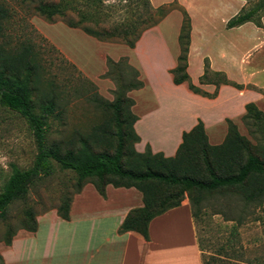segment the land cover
<instances>
[{"label": "rangeland", "instance_id": "rangeland-1", "mask_svg": "<svg viewBox=\"0 0 264 264\" xmlns=\"http://www.w3.org/2000/svg\"><path fill=\"white\" fill-rule=\"evenodd\" d=\"M149 1L154 17L150 23L157 22L152 28L162 25L157 38L164 37L172 50H179L174 33L182 25L183 9L191 18V43L194 35L199 44L212 48H216V43L220 46L219 42L230 40L239 44L240 54H248L245 67L256 70L255 79L244 85V89L262 92L264 96V70H257L259 65L264 66V8L255 20L262 27L252 22L253 25L240 30L227 28L232 18L250 11L263 0ZM0 3L9 12L3 25L2 46L8 51L22 44L31 46L44 67L45 79L54 83L60 95L59 107L49 118L48 143L70 139L76 133L89 135L105 120V102H113L118 95L124 94L125 88L135 81L136 73L129 62L130 48L120 37L101 41L86 34L83 28L110 30L124 16L143 12V7L135 3L125 7L118 0H0ZM60 3L66 6V14L52 20L37 11L41 5ZM162 9L167 12L163 18ZM70 23L78 24V27H70ZM212 54L219 61V55H215V51ZM109 59L115 64H110ZM210 67L212 69L211 63ZM139 79L144 82L140 73ZM210 79L222 78L211 75ZM159 81L165 84L166 79ZM133 91L127 93L131 98L135 95ZM256 105L264 113V98ZM134 106L132 111L137 112ZM237 126L242 135L257 144L256 153L264 158V120L242 119ZM36 155L35 139L26 121L0 105V191L13 167L29 169ZM54 165V173L41 178L31 187L26 199L12 205L7 218L0 219V264L2 254L8 248V231L17 230L16 236L25 231L20 229V221L26 209L33 210L38 218L57 210L64 197L73 196V202L79 199V194H74L76 175ZM131 197L125 192L112 195L118 206L128 204ZM183 197V202L191 204L188 192ZM197 202L194 207H197L196 222L204 264H264V202L249 203L234 191L197 194ZM74 215H81L80 206ZM52 216V213L47 214L49 218ZM49 221L51 219L43 222L39 231L40 261L43 263L48 261V246L44 239L51 230Z\"/></svg>", "mask_w": 264, "mask_h": 264}, {"label": "trees", "instance_id": "trees-1", "mask_svg": "<svg viewBox=\"0 0 264 264\" xmlns=\"http://www.w3.org/2000/svg\"><path fill=\"white\" fill-rule=\"evenodd\" d=\"M129 7L137 4L143 12L122 18L112 29L94 30L84 27L83 31L98 40L108 41L120 37L134 49L143 32L157 24L149 0H118ZM264 8V0L250 11L240 13L227 23L228 29L241 27L254 22L257 13ZM62 3L41 5L38 13L52 20L66 14ZM167 13V12H166ZM162 9V18L167 15ZM183 20L178 37L180 54L177 66L170 71L175 85L188 84L195 94L215 98L217 93L208 94L195 85L188 73V58L191 46L192 24L186 10H182ZM135 16V17H133ZM9 12L0 3V105L19 114L28 124L35 139L37 155L32 167L13 171L0 191V219H6L8 211L15 203L26 199L29 191L41 178L51 176L57 164L61 170L76 175L75 193L80 194L87 184H92L103 198L106 188H135L142 194L143 206L132 209L126 216L119 233L137 232L149 240V226L153 219L165 212L179 207L184 193L191 196L194 218L197 212V194L234 191L242 195L249 203L264 202V158L256 153L257 144L242 135L238 126L227 120L228 132L223 143L212 145L202 121L189 132L183 134L182 143L174 157L167 158L162 153H153L150 146L143 153L136 149L140 137L135 130L138 117L132 111L135 101L127 95L133 90L144 87L136 79L113 102H105L104 122L95 126L89 135L76 133L72 138L48 143L49 118L58 109L60 95L54 83L44 77V67L34 49L26 44L17 46L13 51L6 50L2 44L4 22ZM77 28L78 24L70 23ZM112 65L115 63L109 59ZM222 78L212 80L210 76ZM201 85L213 84L217 88L223 85L243 89L228 79L224 72H215L207 59ZM261 92V91H260ZM262 93V92H261ZM38 110V111H36ZM247 118L264 120V113L256 104L246 106ZM73 196L64 197L57 208V214L63 220H70ZM20 229L35 233L38 230L37 215L26 209L20 221ZM16 231H8L7 246L12 245ZM2 264L4 259L2 257Z\"/></svg>", "mask_w": 264, "mask_h": 264}, {"label": "crops", "instance_id": "crops-1", "mask_svg": "<svg viewBox=\"0 0 264 264\" xmlns=\"http://www.w3.org/2000/svg\"><path fill=\"white\" fill-rule=\"evenodd\" d=\"M180 29L181 24L174 33L177 38ZM161 30L162 25L147 30L129 54L131 66L139 71L145 82L144 88L134 90L132 97L136 100L134 109L138 110H134L138 117L134 127L140 137L137 151L143 153L150 146L155 154L174 157L183 134L191 131L199 121L204 123L212 145L223 143L228 132L227 120L237 125L247 113L246 106L258 104L264 96L247 88L201 85L204 60L208 57L213 70L224 72L229 80L244 86L251 83L256 74V70L245 67L248 54H240L239 44L232 40L219 42L220 46L216 43V48H212L199 44L193 35L188 58L191 80L208 94L218 90L215 98L204 97L191 92L187 83L178 86L173 83L170 71L177 66L180 46L179 50H172L164 37L157 38ZM214 51L219 61L213 56ZM259 68L264 70V66L259 65L257 70ZM162 78L166 79L165 84L159 81ZM119 192L131 194L128 204L117 205L112 195ZM75 200L70 220H63L54 210L48 212L53 214L50 218L48 213L38 216L35 233H19L2 254L4 264H204L196 218L188 202L153 219L149 240H146L137 232L119 233L128 213L143 206L142 194L135 188L109 185L103 198L92 184H87ZM79 206L81 215L77 217L74 214ZM49 219L51 230L44 239L48 261L43 263L40 261L39 231L41 224Z\"/></svg>", "mask_w": 264, "mask_h": 264}]
</instances>
